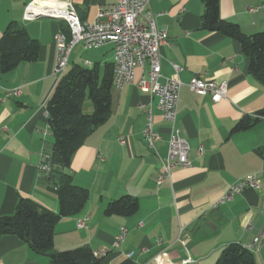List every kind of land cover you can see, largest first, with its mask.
<instances>
[{
    "label": "crops",
    "instance_id": "1",
    "mask_svg": "<svg viewBox=\"0 0 264 264\" xmlns=\"http://www.w3.org/2000/svg\"><path fill=\"white\" fill-rule=\"evenodd\" d=\"M32 1L0 0V36L10 21H17L39 42L35 61L0 72V98L4 89L21 91L18 97L0 101V216L12 214L20 197L58 211L56 192L38 166L53 144L45 104L57 82L54 36L62 21L27 16ZM71 1L81 21H92L99 6L113 0ZM148 8L162 13L155 24L167 33V43L159 48V81L174 74L173 64L180 67L175 128L189 145L191 165L173 168L159 183L162 162L157 154H166L170 123L162 119L153 97L154 129L161 135L155 153L142 135L145 118L138 109L150 101L149 93L135 84L113 87L110 115L74 152L67 169L72 182L89 191L88 201L82 211L55 223L54 249L87 246L98 255L99 264H214L225 247L247 246L264 228V116L246 129L232 131L242 118L264 111V85L249 73L238 41L202 27V0H150ZM219 13L244 34L264 31V0H219ZM112 59L110 44L86 50L77 45L66 70L87 61L83 66L96 65L102 73ZM195 73L205 80L226 81V98L213 102L208 95L191 92L186 84ZM140 74L136 68L135 78ZM84 108H90L86 101ZM251 173L259 180L257 188H245L218 203L231 183ZM124 195L138 200L137 212L106 215L108 202ZM84 216L87 226L77 228V219ZM246 223L252 228L246 229ZM122 228L124 238L115 244ZM253 253L256 264H264V241ZM48 262L18 237L0 238V264Z\"/></svg>",
    "mask_w": 264,
    "mask_h": 264
},
{
    "label": "trees",
    "instance_id": "2",
    "mask_svg": "<svg viewBox=\"0 0 264 264\" xmlns=\"http://www.w3.org/2000/svg\"><path fill=\"white\" fill-rule=\"evenodd\" d=\"M204 11L202 27L217 31L238 41L242 52L248 58L249 73L264 85V31L244 34L237 24L220 17L219 0H202ZM61 30L68 35L65 23ZM39 42L30 37L25 27L17 21H10L0 36V72L7 73L21 62L35 61ZM112 63L106 64L103 72L95 65L87 67L74 64L57 79L46 101L47 121L53 138L48 152L49 172L45 175L58 200V211L42 208L27 197H20L14 212L0 216V238L14 235L21 239L35 253L48 257V264H99V259L87 246L57 251L54 249L53 229L62 217L79 213L89 198V191L72 182L67 171L71 157L84 140L102 123L111 112ZM88 99L92 111L86 112ZM264 111L239 120L232 131L248 128ZM138 200L124 195L108 202L106 215L130 216L137 212ZM214 264H256L254 253L234 243L223 249Z\"/></svg>",
    "mask_w": 264,
    "mask_h": 264
},
{
    "label": "built area",
    "instance_id": "3",
    "mask_svg": "<svg viewBox=\"0 0 264 264\" xmlns=\"http://www.w3.org/2000/svg\"><path fill=\"white\" fill-rule=\"evenodd\" d=\"M150 0H113L99 6L98 13L94 20L86 21L84 26H77L76 10L71 0H66L68 14L65 19H60L65 23L67 29H71V40L68 48H61V39L64 31L60 30L55 34L56 59L53 73L59 79L66 71L69 56L77 45L86 49L98 48L105 44H110L113 50V76L112 86L120 88L126 84H135L142 92L149 93L150 101L139 104L138 109L144 115L145 123L142 135L148 147L156 153L155 143L161 139V135L154 129L153 103L155 97V107L160 112L163 120L170 123V135L167 141V150L162 158V171L157 176V181L161 183L170 176L171 170L175 167H188L191 162L188 157L189 145L187 141L179 136L175 128L176 108L179 91L182 85L178 77L180 67L173 64L174 74L166 77L163 82L159 81L161 75V55L159 48L167 43V33L156 27L155 18L162 13H153L149 8ZM257 8H249L255 11ZM25 14L35 18L37 15L45 14L57 17L55 5L50 0H34L26 6ZM87 64V61H84ZM139 68L140 76L135 78V69ZM189 90L199 95H208L213 102H218L226 98V81H212L203 79V75L195 73L186 84ZM21 91L19 88L4 89L3 97H18ZM124 143L123 138L118 139ZM203 152V147L199 146L198 153ZM42 175L49 172V155L44 153L42 161L38 166ZM259 180L256 174L251 173L238 178L231 183L218 203H224L245 188H257ZM88 217L77 219V228L87 226ZM246 229H251L252 225L246 223ZM126 230L122 228L115 237V244L123 240ZM264 241V228H260L251 244L244 246L249 250L257 251L259 245ZM130 252L128 256H131ZM98 256V255H95ZM188 260H184L186 262ZM147 264V263H136Z\"/></svg>",
    "mask_w": 264,
    "mask_h": 264
},
{
    "label": "bare ground",
    "instance_id": "4",
    "mask_svg": "<svg viewBox=\"0 0 264 264\" xmlns=\"http://www.w3.org/2000/svg\"><path fill=\"white\" fill-rule=\"evenodd\" d=\"M56 7L57 17L59 19H65L68 14V7L66 5V0H50ZM77 26H84L85 21H81L79 16L76 14ZM66 33L63 34V39H61V48H68V42L71 40V29H69V38Z\"/></svg>",
    "mask_w": 264,
    "mask_h": 264
},
{
    "label": "water",
    "instance_id": "5",
    "mask_svg": "<svg viewBox=\"0 0 264 264\" xmlns=\"http://www.w3.org/2000/svg\"><path fill=\"white\" fill-rule=\"evenodd\" d=\"M35 18H50V19L60 20V19H59L58 17H56V16H50V15H45V14L37 15Z\"/></svg>",
    "mask_w": 264,
    "mask_h": 264
},
{
    "label": "rangeland",
    "instance_id": "6",
    "mask_svg": "<svg viewBox=\"0 0 264 264\" xmlns=\"http://www.w3.org/2000/svg\"><path fill=\"white\" fill-rule=\"evenodd\" d=\"M80 64L85 65L84 62H81ZM85 101H86V103H88V104L90 105V108H89V109H86V108H85L86 112H91V111H92V107H91V104H90L89 100L86 99ZM85 105H86V104H85Z\"/></svg>",
    "mask_w": 264,
    "mask_h": 264
}]
</instances>
